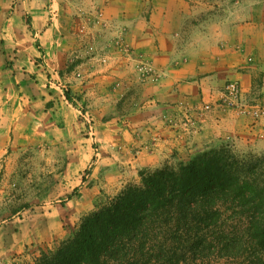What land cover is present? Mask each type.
Masks as SVG:
<instances>
[{
	"label": "rangeland",
	"instance_id": "374dc122",
	"mask_svg": "<svg viewBox=\"0 0 264 264\" xmlns=\"http://www.w3.org/2000/svg\"><path fill=\"white\" fill-rule=\"evenodd\" d=\"M140 1L0 0V52L6 33L23 35L24 50L33 44L39 51L33 62L46 70L42 72L47 93L61 98L65 90L70 91L67 104L76 114L73 122L66 115L68 123H50L48 103L38 107L36 97L18 108L4 104L1 119L7 121L15 138L0 154V264H35L42 251L70 238L84 215L126 185L138 184L140 171L164 166L177 169L197 154L224 145L237 154L264 155V145L240 130H227L230 134H215L209 141L207 136L200 138L198 142H205H196L199 147L192 152L174 149L160 166L137 169L136 176L130 177L128 160L137 153L131 116L147 103L144 86L168 77L165 71L169 67L190 71L198 61L212 64L207 53H201L211 48L201 41L213 33L206 19L223 23L221 36L241 56L240 69L261 66L245 96L250 102H264L260 92L264 87V0H145L149 13L157 2L171 9L182 2L188 17L177 31H171L180 40L182 52L170 50L168 40L156 36L152 44L136 45L124 19L133 3ZM33 26L36 34L31 33ZM153 43L157 48L163 43L166 51L159 63L151 51ZM15 50L0 55L1 83L7 84L17 74ZM4 90L0 87V95ZM201 105L173 103L171 106L180 108V118L165 114L161 122L177 127L189 140L201 130V118L208 112ZM135 133L141 135L139 129ZM121 173L128 179L119 180ZM225 264H233V260Z\"/></svg>",
	"mask_w": 264,
	"mask_h": 264
},
{
	"label": "trees",
	"instance_id": "16d2710c",
	"mask_svg": "<svg viewBox=\"0 0 264 264\" xmlns=\"http://www.w3.org/2000/svg\"><path fill=\"white\" fill-rule=\"evenodd\" d=\"M139 176L35 264H264V155L224 145Z\"/></svg>",
	"mask_w": 264,
	"mask_h": 264
},
{
	"label": "crops",
	"instance_id": "0c3cea01",
	"mask_svg": "<svg viewBox=\"0 0 264 264\" xmlns=\"http://www.w3.org/2000/svg\"><path fill=\"white\" fill-rule=\"evenodd\" d=\"M179 5L181 6H175L171 9L169 6L157 2L153 5L151 13H149V4L145 0L137 4L133 3V6L130 7L131 10L126 13L124 23L128 27L129 34L132 37L134 35L136 45L152 44V39L156 36L158 40H168L170 50L174 49L176 52H182L183 49L179 47L180 40L173 37L171 33L172 28L177 31L178 27H181V24L188 17L185 15L184 8H182V2ZM118 15H123V10H120ZM214 20L212 18L206 19V25L211 27L213 33H207L208 36L201 40L211 45L209 50L204 53L201 52L202 54L207 53L208 58L212 59L210 66L208 63L203 64L198 61L197 67L190 71L183 67H169L165 71L168 77L157 84L150 83L144 86L143 93L147 103L139 112L131 116L132 129L135 135L133 146H135V152L137 153L132 156V159L128 160L131 170L130 177L136 176L135 171L137 169L160 166L163 164L165 157L174 149H179V153L183 151L192 152L199 147L201 141L205 142L204 139L198 142L200 138L207 136V141H209L215 137V134H230L227 130H240L242 135L251 137L257 144L260 143V146L264 145V115L254 120L249 116H238L233 112L218 111L214 108L206 112L205 116L201 118V130L189 140L177 127L173 129L167 122H161V116L165 114L166 117L172 116L177 120L180 118V108L171 106L173 103L185 101L197 105L214 100L217 98L219 89L229 80H238L245 95L252 85L254 75L260 73L259 71L262 69L260 65L258 68L240 69L241 56L230 43L224 42L221 36L223 23H214ZM142 28L147 30L144 31ZM168 28L171 29L167 30ZM31 33H37L35 26L31 28ZM137 35L140 37L139 40L136 38ZM4 38L5 42L1 44L0 55L7 56L17 48L14 52L18 69L16 76L9 78L7 84L0 81V87H5L2 95H0V154L8 142L13 143L15 138L11 127H6L7 121L1 119L4 104L18 108L20 105L31 103L33 98L36 97L35 103L38 107L44 106L45 108V103H48L46 114L47 121H50V123H62L67 119L66 115H70V122H73L76 116L72 107L67 104L68 100L66 98L65 101L62 99L65 95L61 98H55L54 94H48L43 87L45 74L42 71L46 70L43 67H38L33 62L34 58L39 56V51L35 45L29 44L24 50L23 39L25 38L23 35H9L6 33ZM161 44L160 48H157L155 43H153L154 48L151 47L156 62L163 57L162 53H166L163 43ZM197 49L200 50L201 47ZM18 81H20V84H17ZM260 92L264 93V87ZM40 124L44 125L45 121ZM137 129L141 131L140 136L135 133ZM209 136H212V138ZM184 142H187L186 144L189 147L184 148L186 145ZM196 142H198V145ZM119 175L118 179L121 181L128 179L127 174L121 173Z\"/></svg>",
	"mask_w": 264,
	"mask_h": 264
},
{
	"label": "built area",
	"instance_id": "2783aa9c",
	"mask_svg": "<svg viewBox=\"0 0 264 264\" xmlns=\"http://www.w3.org/2000/svg\"><path fill=\"white\" fill-rule=\"evenodd\" d=\"M214 108L232 110L237 114L247 115L259 119L264 115V102H250L243 94L240 83L237 80H229L219 89L217 98L202 102L201 110L210 111ZM185 118H189L187 109L184 112Z\"/></svg>",
	"mask_w": 264,
	"mask_h": 264
}]
</instances>
